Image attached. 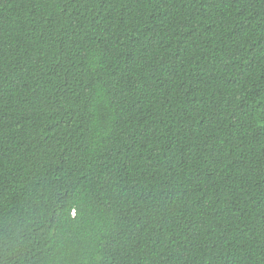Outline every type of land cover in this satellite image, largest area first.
Wrapping results in <instances>:
<instances>
[{
  "label": "trees",
  "instance_id": "1",
  "mask_svg": "<svg viewBox=\"0 0 264 264\" xmlns=\"http://www.w3.org/2000/svg\"><path fill=\"white\" fill-rule=\"evenodd\" d=\"M0 264H264V0H0Z\"/></svg>",
  "mask_w": 264,
  "mask_h": 264
}]
</instances>
